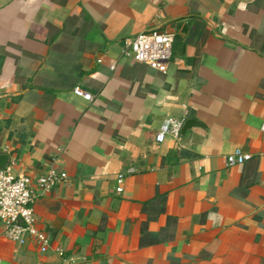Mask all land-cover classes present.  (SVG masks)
Masks as SVG:
<instances>
[{
  "label": "crops",
  "instance_id": "crops-1",
  "mask_svg": "<svg viewBox=\"0 0 264 264\" xmlns=\"http://www.w3.org/2000/svg\"><path fill=\"white\" fill-rule=\"evenodd\" d=\"M146 29L165 73L122 53ZM165 118L197 126L157 143ZM261 127L264 0H0V154L48 238L0 227V264H264Z\"/></svg>",
  "mask_w": 264,
  "mask_h": 264
},
{
  "label": "built area",
  "instance_id": "built-area-1",
  "mask_svg": "<svg viewBox=\"0 0 264 264\" xmlns=\"http://www.w3.org/2000/svg\"><path fill=\"white\" fill-rule=\"evenodd\" d=\"M173 35L155 29H146L123 42L122 53L125 57L135 62L144 64L149 68L165 73L171 55ZM74 96L84 101H91L90 94L79 87L72 90ZM182 121L165 118L154 135V141L161 143L165 136L175 139L179 136ZM264 131V127H261ZM250 159L248 154L239 149L225 157V165L233 166L242 164ZM60 176L53 168H48L44 174L35 180L38 191H45L60 182ZM37 197L31 180L27 176H15L8 167L0 170V227L2 234L10 241L20 243L25 237L35 240L39 252L43 253L48 248V238L36 227L33 213V204ZM64 264H90L87 260Z\"/></svg>",
  "mask_w": 264,
  "mask_h": 264
},
{
  "label": "water",
  "instance_id": "water-1",
  "mask_svg": "<svg viewBox=\"0 0 264 264\" xmlns=\"http://www.w3.org/2000/svg\"><path fill=\"white\" fill-rule=\"evenodd\" d=\"M193 126H197V123L195 122V120L193 119H187L183 122L179 133H183V131H185L186 129L193 127ZM8 162V157L5 154H0V170H2Z\"/></svg>",
  "mask_w": 264,
  "mask_h": 264
}]
</instances>
